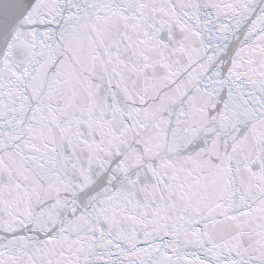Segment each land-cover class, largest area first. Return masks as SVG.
<instances>
[{
	"label": "snow or ice",
	"instance_id": "snow-or-ice-1",
	"mask_svg": "<svg viewBox=\"0 0 264 264\" xmlns=\"http://www.w3.org/2000/svg\"><path fill=\"white\" fill-rule=\"evenodd\" d=\"M0 264H264V0H0Z\"/></svg>",
	"mask_w": 264,
	"mask_h": 264
}]
</instances>
